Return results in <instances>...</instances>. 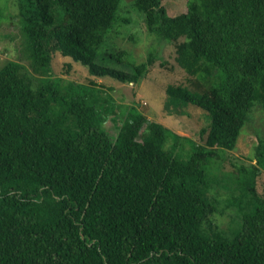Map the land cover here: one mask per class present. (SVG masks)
<instances>
[{"label": "trees", "instance_id": "obj_1", "mask_svg": "<svg viewBox=\"0 0 264 264\" xmlns=\"http://www.w3.org/2000/svg\"><path fill=\"white\" fill-rule=\"evenodd\" d=\"M12 1L18 58L0 65V264H264V128L252 161L233 172L226 228L207 191L218 151L235 145L254 103L264 110V0H186L172 15L161 0H130L124 10L139 11L158 41L174 40L175 62L208 81L164 87L167 112L205 111L202 143L120 107L92 79L51 72L56 50L89 74L140 81L155 53L131 62L125 49H100L122 0ZM116 117L111 135L102 124Z\"/></svg>", "mask_w": 264, "mask_h": 264}, {"label": "rangeland", "instance_id": "obj_2", "mask_svg": "<svg viewBox=\"0 0 264 264\" xmlns=\"http://www.w3.org/2000/svg\"><path fill=\"white\" fill-rule=\"evenodd\" d=\"M168 14H176L185 10L186 0H161ZM130 0H122V10L119 14L128 16V21L117 20L110 26L105 35L101 51L125 49L131 62L142 61L151 51L156 54L153 62L147 66L144 76L138 83L121 82L109 76H95L89 74L84 65L72 60L69 56H62L56 50L51 53V72L55 75L76 82L89 83L92 79L98 88L105 90L115 103L133 105L147 118L161 122L173 131L188 136L194 143H202L204 133H199L200 127L207 123L205 111L193 104L184 106L185 113L167 112L163 107L164 87L166 83H181L190 88H206L207 80L198 81L196 77L186 73L174 60L175 41H158L153 34L144 28L143 18L139 11L127 9ZM16 7L12 0H0V65L7 59H17V21ZM182 39V36L179 37ZM26 62L25 59H22ZM68 63V65H67ZM209 93V89L207 90ZM118 107H116V110ZM119 122L107 118L103 122L109 134H114L115 123ZM264 128V110L254 103L248 111L247 119L243 123L237 136L235 145L231 149L219 150L222 158L216 163H211L208 169L210 182L208 194L219 200L218 207L223 209L213 215V220L226 228L232 210L225 205V198L237 192L234 177L235 167L239 163H250L247 159L252 151V146L258 134ZM188 150L189 143H184ZM218 160V159H216ZM255 187L258 192L264 188V170L256 176Z\"/></svg>", "mask_w": 264, "mask_h": 264}]
</instances>
